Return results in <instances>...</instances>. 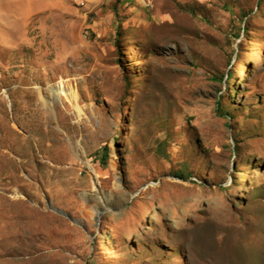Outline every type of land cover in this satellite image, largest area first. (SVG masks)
I'll return each mask as SVG.
<instances>
[{"label": "rangeland", "instance_id": "374dc122", "mask_svg": "<svg viewBox=\"0 0 264 264\" xmlns=\"http://www.w3.org/2000/svg\"><path fill=\"white\" fill-rule=\"evenodd\" d=\"M0 264H264V0H0Z\"/></svg>", "mask_w": 264, "mask_h": 264}, {"label": "bare ground", "instance_id": "6f19581e", "mask_svg": "<svg viewBox=\"0 0 264 264\" xmlns=\"http://www.w3.org/2000/svg\"><path fill=\"white\" fill-rule=\"evenodd\" d=\"M49 90L52 97L56 98L57 100L65 99L66 101L73 103L74 106L80 111V108L77 104V94L75 89L68 86L64 79H61L57 85L51 86Z\"/></svg>", "mask_w": 264, "mask_h": 264}, {"label": "water", "instance_id": "95a60500", "mask_svg": "<svg viewBox=\"0 0 264 264\" xmlns=\"http://www.w3.org/2000/svg\"><path fill=\"white\" fill-rule=\"evenodd\" d=\"M58 210V212L59 213H62V214H65V215H67V213L66 212H64L63 210H60V209H57Z\"/></svg>", "mask_w": 264, "mask_h": 264}]
</instances>
